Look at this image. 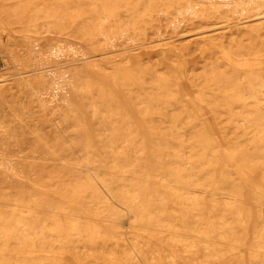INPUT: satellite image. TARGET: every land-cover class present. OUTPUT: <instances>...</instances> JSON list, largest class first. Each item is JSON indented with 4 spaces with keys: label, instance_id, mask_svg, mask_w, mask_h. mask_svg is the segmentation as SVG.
<instances>
[{
    "label": "bare ground",
    "instance_id": "6f19581e",
    "mask_svg": "<svg viewBox=\"0 0 264 264\" xmlns=\"http://www.w3.org/2000/svg\"><path fill=\"white\" fill-rule=\"evenodd\" d=\"M0 49V264H264V0H0Z\"/></svg>",
    "mask_w": 264,
    "mask_h": 264
},
{
    "label": "rangeland",
    "instance_id": "374dc122",
    "mask_svg": "<svg viewBox=\"0 0 264 264\" xmlns=\"http://www.w3.org/2000/svg\"><path fill=\"white\" fill-rule=\"evenodd\" d=\"M52 2H53V0H21L22 4H25L26 6H28L29 11H33L39 7H42L45 4H50ZM160 23H161V25L165 24V21H161V22H159V24ZM32 36H33L32 38H37V37H42V36H54V33L53 32H47L44 29H40L39 31L33 33ZM51 42H53V40H49L45 44H48V43L50 44ZM2 56H4V55H3L2 50L0 49V72H5V68L9 65L7 64L8 60L6 58H2ZM10 70L11 71L13 70L12 66L10 67ZM262 106L264 108V103L262 104Z\"/></svg>",
    "mask_w": 264,
    "mask_h": 264
}]
</instances>
